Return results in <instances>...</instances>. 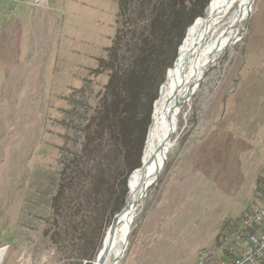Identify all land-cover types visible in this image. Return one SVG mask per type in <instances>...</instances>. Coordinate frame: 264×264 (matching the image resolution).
<instances>
[{
  "label": "rangeland",
  "instance_id": "obj_1",
  "mask_svg": "<svg viewBox=\"0 0 264 264\" xmlns=\"http://www.w3.org/2000/svg\"><path fill=\"white\" fill-rule=\"evenodd\" d=\"M116 8V0H0V249L8 247L1 264L95 263L97 252L84 260L71 239L53 244L48 225L25 244L17 222L31 173L56 158L61 130L46 135L47 118L60 116L59 98L96 66ZM241 28L190 107L177 110L176 142L120 264H197L221 225H238L254 206L264 173V0H254ZM104 82L95 79L94 93Z\"/></svg>",
  "mask_w": 264,
  "mask_h": 264
},
{
  "label": "trees",
  "instance_id": "obj_2",
  "mask_svg": "<svg viewBox=\"0 0 264 264\" xmlns=\"http://www.w3.org/2000/svg\"><path fill=\"white\" fill-rule=\"evenodd\" d=\"M211 1L116 0L117 26L109 45L81 85L59 98L60 116L47 118L45 133L61 130L59 144L55 161L39 163L28 179L17 222L25 244L48 225L53 244L71 239L82 259L98 255L111 218L125 206L128 177L141 167L166 73ZM103 76L94 93L95 79ZM228 228L221 225L217 241Z\"/></svg>",
  "mask_w": 264,
  "mask_h": 264
},
{
  "label": "bare ground",
  "instance_id": "obj_3",
  "mask_svg": "<svg viewBox=\"0 0 264 264\" xmlns=\"http://www.w3.org/2000/svg\"><path fill=\"white\" fill-rule=\"evenodd\" d=\"M249 0H212L205 10L203 19L186 33L179 50L177 62L161 87L159 97L153 105L151 125L143 150L146 169L136 170L128 180V204L137 200L144 192L149 173L155 166L160 144L165 135L170 117L176 115V106L190 91H193L209 67H212L225 47L232 46L242 35V23L250 14ZM226 47V48H227ZM187 104V103H186ZM144 203L135 208L130 228ZM122 218L116 227L110 246L100 264H120L124 253L126 227L129 223ZM127 247V246H126ZM3 251L0 249V264ZM96 264V260L95 263Z\"/></svg>",
  "mask_w": 264,
  "mask_h": 264
},
{
  "label": "built area",
  "instance_id": "obj_4",
  "mask_svg": "<svg viewBox=\"0 0 264 264\" xmlns=\"http://www.w3.org/2000/svg\"><path fill=\"white\" fill-rule=\"evenodd\" d=\"M197 264H264V173L254 206L238 225L221 232L214 247L199 252Z\"/></svg>",
  "mask_w": 264,
  "mask_h": 264
},
{
  "label": "water",
  "instance_id": "obj_5",
  "mask_svg": "<svg viewBox=\"0 0 264 264\" xmlns=\"http://www.w3.org/2000/svg\"><path fill=\"white\" fill-rule=\"evenodd\" d=\"M253 3H254V0L248 1L249 9H251ZM247 20H248V18L245 21H247ZM226 47H225V49H223V53L228 48V47L227 48ZM178 53H179V48H178V52H177L174 64L171 68L172 70L175 67V62L177 60ZM210 68L211 67H209L208 69L205 70L201 80L205 79L207 72ZM169 71L170 70L167 71L166 75L168 74ZM199 86H200V82L194 86V88H193L194 91H192V92L189 91L184 96V98L176 106V110H179L180 108L184 107L186 103H187L188 107H190L191 99H192L193 95L196 93V90H198ZM176 130H177V121H176L175 115L173 114V116L170 117V119L168 121L167 129L165 131V135H164L163 140L160 144L157 162H156L155 166L153 167V169L151 170V172L149 173L147 184L145 186V192L137 200H135L131 204H128V200L126 199L124 208L119 213L115 214L111 218L109 227L105 233V237H104V240L102 242L101 249H100V251L96 257V264H100L102 262V259H103L105 253L107 252V250L110 246L111 239L113 238V236L115 234L118 222L122 218H125L129 222L132 218V215H133L135 208H137L140 204L145 202L146 199L150 196L151 191H152V187L158 181L161 173L163 172V170L165 168V165L167 164L168 153L172 149V147L174 146V144L176 142V138H175ZM145 169H146V167H145V164L143 161V155H142L141 167L139 169H136V170H140L141 172H143ZM130 177H131V175L129 176V178ZM129 178H128V180H129ZM127 187H128V183H127ZM130 233H131V228H130V222H129L128 226L126 227V235H125V242H124L125 244H124L123 250H125V248L127 249L126 246H128V240H129ZM7 250H8V247H5L2 249V251H3L2 261L6 255V253H7Z\"/></svg>",
  "mask_w": 264,
  "mask_h": 264
},
{
  "label": "crops",
  "instance_id": "obj_6",
  "mask_svg": "<svg viewBox=\"0 0 264 264\" xmlns=\"http://www.w3.org/2000/svg\"><path fill=\"white\" fill-rule=\"evenodd\" d=\"M217 244V243H216Z\"/></svg>",
  "mask_w": 264,
  "mask_h": 264
}]
</instances>
